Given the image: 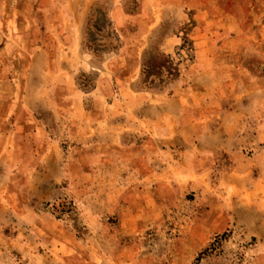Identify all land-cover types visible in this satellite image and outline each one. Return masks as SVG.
<instances>
[{"label":"rangeland","instance_id":"1","mask_svg":"<svg viewBox=\"0 0 264 264\" xmlns=\"http://www.w3.org/2000/svg\"><path fill=\"white\" fill-rule=\"evenodd\" d=\"M0 264H264V0H0Z\"/></svg>","mask_w":264,"mask_h":264},{"label":"crops","instance_id":"2","mask_svg":"<svg viewBox=\"0 0 264 264\" xmlns=\"http://www.w3.org/2000/svg\"><path fill=\"white\" fill-rule=\"evenodd\" d=\"M203 76L204 72L194 76L191 80L190 88L192 89L193 94L185 93L169 98L167 100L166 110L169 111L176 108L179 113H182V111L192 105L193 102V104H195V102H200L203 98L201 93L203 87L199 85L198 81H200ZM202 113L198 116V118H201ZM188 118H190V115ZM191 129L192 128L190 127V130ZM193 129L195 133L198 134V138L196 139V143H192V145L195 146L197 153L199 152L198 154H200V161L206 165V174H209V172L212 171L216 154L221 155V160L226 164V166L229 168L233 166L231 162L233 160L235 151L233 150L234 152H232V149L234 148L231 145V137H233L232 135L235 134L234 131H231L230 129L228 130L222 126L216 128L214 131L210 130V128H207L206 126L203 127L199 125H196V127ZM172 132V129H166L164 134L169 135ZM170 141L173 142L172 140ZM171 142L168 141L166 144L171 145ZM186 142H190V139H184L183 143Z\"/></svg>","mask_w":264,"mask_h":264},{"label":"trees","instance_id":"3","mask_svg":"<svg viewBox=\"0 0 264 264\" xmlns=\"http://www.w3.org/2000/svg\"><path fill=\"white\" fill-rule=\"evenodd\" d=\"M161 68H163V66H162ZM147 71H149V70H147ZM144 73H146L145 70H144ZM151 75H153V73L148 72V74H147L146 77H149V76H151Z\"/></svg>","mask_w":264,"mask_h":264}]
</instances>
